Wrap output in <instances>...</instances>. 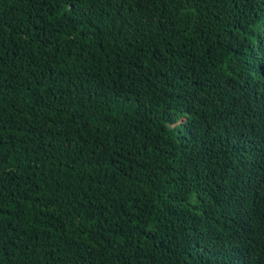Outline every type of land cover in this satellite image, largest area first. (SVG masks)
Wrapping results in <instances>:
<instances>
[{"label":"trees","instance_id":"1","mask_svg":"<svg viewBox=\"0 0 264 264\" xmlns=\"http://www.w3.org/2000/svg\"><path fill=\"white\" fill-rule=\"evenodd\" d=\"M0 264H264V0H0Z\"/></svg>","mask_w":264,"mask_h":264}]
</instances>
